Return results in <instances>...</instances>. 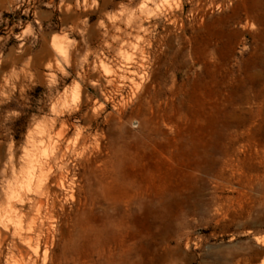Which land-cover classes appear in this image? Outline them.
<instances>
[{"label":"rangeland","instance_id":"1","mask_svg":"<svg viewBox=\"0 0 264 264\" xmlns=\"http://www.w3.org/2000/svg\"><path fill=\"white\" fill-rule=\"evenodd\" d=\"M90 5L0 0V168L69 147L49 264H264V0Z\"/></svg>","mask_w":264,"mask_h":264},{"label":"clouds","instance_id":"2","mask_svg":"<svg viewBox=\"0 0 264 264\" xmlns=\"http://www.w3.org/2000/svg\"><path fill=\"white\" fill-rule=\"evenodd\" d=\"M96 0H92V5L95 6ZM123 7V5L121 6ZM140 8L146 7V3H141ZM139 11V9H136ZM123 13H121L122 15ZM114 19V17H110ZM255 27V26H253ZM26 34L30 33V29L25 30ZM67 61L65 60V63ZM63 72V69L60 70ZM67 75V73H63ZM51 81L54 83L55 78ZM10 95L9 93L0 92V96ZM2 103V101H0ZM52 110H56V106H52ZM8 115H19L15 112H9ZM35 121V117H33ZM51 121H48V127L51 128ZM44 129L40 123H34L27 135L29 146H21L22 154L19 156V170L13 164V145L14 141L9 137L7 144V161L3 168H0V191L3 193V199L0 200V254L6 246L9 253L15 252L17 260L13 261L12 256H9V264H49L48 250H42L43 246L40 242V233H33L35 222L33 219H26L25 213L21 209L13 207V204L22 205L27 200V194L33 193L36 196L44 195L40 191L41 185L44 184L48 175L47 171H39L42 168H47V161L44 157L51 154V145H48V150L44 151V144L39 139L43 136ZM10 171L11 176H5V172ZM50 171V169H49ZM39 173V174H38ZM37 181V183H33ZM24 194L23 196L21 194ZM35 208V202L29 201ZM32 211V209H29ZM7 233V235H3ZM31 234V235H30ZM23 245L24 255H19L23 249L19 247Z\"/></svg>","mask_w":264,"mask_h":264},{"label":"bare ground","instance_id":"3","mask_svg":"<svg viewBox=\"0 0 264 264\" xmlns=\"http://www.w3.org/2000/svg\"><path fill=\"white\" fill-rule=\"evenodd\" d=\"M130 71L132 72V70H130ZM114 80H115V77H114ZM108 83L115 87V85H113L114 84L113 79L111 81H108ZM132 85L133 84H131L130 86H132ZM57 148H58V150L54 154L52 160L47 162V168H43L48 173L52 174L51 176H47L44 184L41 185L42 192L44 193V195L36 196L33 193H28L27 194V200L22 205L14 203L13 207L21 209V211L25 212V214H28L30 212L31 213L35 212V214H38L41 206L48 205V202H50L51 207H55V204L57 202L56 200L60 197H64L67 194V192H69L72 189L74 182L72 180L68 179L67 164L65 163L67 153H69V147L66 146L64 149H61L62 147L61 148L57 147ZM49 169H50V171H49ZM36 183H37V181H36ZM21 195L23 196L24 194H21ZM29 201L35 202V208H33V204L29 203ZM29 209H32V211H29ZM33 216L34 217H32V219L35 222V220H36L35 216L36 215H33ZM34 228H35L36 233H40V228L39 229H36V227H34ZM3 235H7V233H3ZM19 247L21 249H23V251H21L19 253V255H24V252L27 250L24 249L23 245H19Z\"/></svg>","mask_w":264,"mask_h":264}]
</instances>
